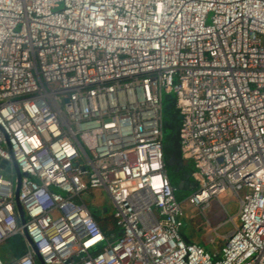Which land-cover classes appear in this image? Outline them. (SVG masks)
Segmentation results:
<instances>
[{
	"label": "built area",
	"instance_id": "obj_1",
	"mask_svg": "<svg viewBox=\"0 0 264 264\" xmlns=\"http://www.w3.org/2000/svg\"><path fill=\"white\" fill-rule=\"evenodd\" d=\"M164 98L188 202L237 199L219 246L181 233ZM1 161L0 243L25 248L0 264H264V0H0Z\"/></svg>",
	"mask_w": 264,
	"mask_h": 264
},
{
	"label": "rangeland",
	"instance_id": "obj_2",
	"mask_svg": "<svg viewBox=\"0 0 264 264\" xmlns=\"http://www.w3.org/2000/svg\"><path fill=\"white\" fill-rule=\"evenodd\" d=\"M170 99L164 98L162 100V112L164 121L169 122L170 110L168 109V104ZM169 128L166 126L164 131V136L169 135ZM185 167L193 168V163L191 159L184 160ZM0 173L4 177H11V174L6 169L0 168ZM189 181H193L192 177H189ZM191 192L188 190L178 191L179 200L181 201V206L183 210V220L184 226L181 229V233L186 236H193L194 240L198 243L203 242L207 248H211V240H213L214 246H219L223 239L221 235L226 234L230 229L233 228L234 224H239L238 217L236 216L238 202L237 199L229 191L220 193L217 197L210 199L208 205L204 208L195 207L190 204L187 200V195ZM82 197L90 203V208L92 209V202L94 207L97 208V213L95 215L102 216L108 219L107 227L113 225L111 214L113 211L112 205L110 204L107 194L102 190H95L94 193L85 192ZM105 209L102 211L101 209ZM232 217V219L230 218ZM10 247L8 243H0V257L4 261H10L14 257L10 255Z\"/></svg>",
	"mask_w": 264,
	"mask_h": 264
},
{
	"label": "trees",
	"instance_id": "obj_3",
	"mask_svg": "<svg viewBox=\"0 0 264 264\" xmlns=\"http://www.w3.org/2000/svg\"><path fill=\"white\" fill-rule=\"evenodd\" d=\"M168 109L170 110L171 119L169 120V122L166 123L163 118V135H164L166 126L170 130L169 135H167L166 137L164 136V152L166 155V154H170L176 151L177 156L180 158L179 140H178V134H177L178 132L177 128L179 125L180 117L178 115V112L175 110L172 101H169ZM166 170H167L171 183L176 187L175 195L177 198H179L178 191L180 190V188L182 189V187L179 186V182L184 180V181L191 183V181H189V176H187L191 168L190 167L187 168L184 165H181L180 167L177 168L175 165H168L166 163ZM95 218L97 219L101 228L106 231L107 230L106 225L108 224L109 220L102 216H97V215H95ZM183 236L186 241H190L187 239L186 235H183ZM5 242L8 243V246L10 247L11 256L17 257L24 252L25 247H24V243L20 236L17 235V236L10 237ZM204 246L205 248H207L206 245Z\"/></svg>",
	"mask_w": 264,
	"mask_h": 264
},
{
	"label": "water",
	"instance_id": "obj_4",
	"mask_svg": "<svg viewBox=\"0 0 264 264\" xmlns=\"http://www.w3.org/2000/svg\"><path fill=\"white\" fill-rule=\"evenodd\" d=\"M165 160H166V163H167L168 165H175L177 168L180 167V166L183 164V161L177 156L176 151H174V152H172V153H170V154H166V155H165ZM0 166H1V167L5 166V161H1ZM14 169H15V171L17 172V176L19 177V176H20V172H19L17 166H14ZM187 176H189V174H188ZM181 184H182V181H180L179 186H181ZM17 205H18V209H19V211H20V215H21V217H22V216H23L22 209H21L19 203H17ZM91 210H92V212H93L94 214L97 213V208H95L94 206H92V209H91ZM104 210H105V209H104ZM21 219H22V218H21ZM22 220H23V219H22Z\"/></svg>",
	"mask_w": 264,
	"mask_h": 264
},
{
	"label": "crops",
	"instance_id": "obj_5",
	"mask_svg": "<svg viewBox=\"0 0 264 264\" xmlns=\"http://www.w3.org/2000/svg\"><path fill=\"white\" fill-rule=\"evenodd\" d=\"M184 182H185V183H184ZM179 183H180V182H179ZM180 187H182V190H188V189L191 190L190 186H188V182H187V181H184V180H182V184H181ZM187 239L190 240V241H195V242H196V240H194V237H193V236H187ZM197 242H198V241H197ZM200 244H203V242L201 241ZM204 244H205V243H204ZM204 244H203V245H204Z\"/></svg>",
	"mask_w": 264,
	"mask_h": 264
},
{
	"label": "clouds",
	"instance_id": "obj_6",
	"mask_svg": "<svg viewBox=\"0 0 264 264\" xmlns=\"http://www.w3.org/2000/svg\"><path fill=\"white\" fill-rule=\"evenodd\" d=\"M180 159H181V157H180ZM181 160L183 161V164H184V160H183V159H181ZM183 164H182V165H183ZM188 174H189V173H188ZM186 177H187V176H186Z\"/></svg>",
	"mask_w": 264,
	"mask_h": 264
}]
</instances>
